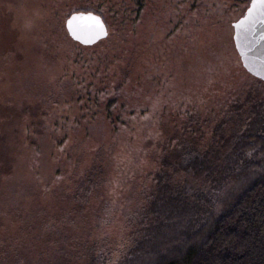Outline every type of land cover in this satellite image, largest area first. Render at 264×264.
Listing matches in <instances>:
<instances>
[{"label": "trees", "instance_id": "16d2710c", "mask_svg": "<svg viewBox=\"0 0 264 264\" xmlns=\"http://www.w3.org/2000/svg\"><path fill=\"white\" fill-rule=\"evenodd\" d=\"M79 1L78 6L72 3V10L97 14L107 27L106 12L111 13L112 0ZM122 3L121 11H125ZM131 5L133 27L140 16V0H131ZM121 24H125V16ZM110 36L108 33L107 38ZM67 45L72 52L81 49L73 40ZM136 50L134 47L132 54ZM109 60L102 69L88 68L87 60L79 55L72 63L96 72L106 71ZM124 66L127 63L117 54L109 67L111 78L98 82L95 114L102 112L112 129L106 142L92 144L86 139L87 147L98 154L94 160L86 150L77 162L71 159L63 164L64 170L57 168L53 178L37 174V181L17 182L22 187L20 193L26 194L18 212L25 223L32 222L27 230L29 242L43 240L33 232L34 222L42 227L48 242H57L65 239L61 232L78 220V213L84 225L101 230L117 221L112 218L117 213L123 218L121 225L129 229L126 249L121 253L111 251L109 238L101 233L96 241L98 248L87 264H264V81L244 71L256 81L248 82L250 89L245 85L232 94L211 91L198 105L182 110L183 117L171 137L170 126L160 128L163 105L156 101L146 106L138 101L139 90L133 88L138 87V80L134 81L133 69ZM167 107L163 113H167ZM55 118V123L46 120L37 124L57 129L51 134L53 138L49 133L47 137L53 143L51 157L59 160L64 148L77 137L72 132L63 133L61 125L73 130L71 127L78 124L74 118ZM35 131L30 133L34 135ZM119 136L125 144L120 155L114 151L116 143L111 149L108 144ZM38 139L18 140L19 152L22 148L32 151H26L29 164L32 159L39 164L43 137ZM248 154L255 155V160L244 162ZM18 157L20 160V153ZM105 157L116 161L111 169L105 170ZM57 164L60 166L59 161ZM4 213L0 206V217ZM117 222L120 224V220ZM1 254L0 264L22 263L16 248L9 252L4 247ZM12 257L13 262H9Z\"/></svg>", "mask_w": 264, "mask_h": 264}, {"label": "rangeland", "instance_id": "374dc122", "mask_svg": "<svg viewBox=\"0 0 264 264\" xmlns=\"http://www.w3.org/2000/svg\"><path fill=\"white\" fill-rule=\"evenodd\" d=\"M123 1L125 11H121L122 0H112L111 13L106 12L107 30L114 36L112 41L106 43L110 36L91 48H82L75 42L81 46L77 53L67 45L71 39L65 30V21L71 13L82 12L71 8L72 3L78 6L79 0H0V206L5 210L0 217L1 256L4 247L9 252L16 248L21 264H87L92 251L98 248L96 241L101 233L109 238L111 251L121 253L126 249L129 229L121 225L120 214H112L120 224L114 220L106 230H101L84 225L83 216L78 213L75 215L78 220L61 232L65 239L57 242H48L42 227L34 222L33 232L43 239L40 243L38 240L29 242L31 236L27 230L32 222L25 223L18 212L26 195L20 193L22 187L18 181L22 184L37 181V174L53 178L57 168L64 170L63 164L71 159L77 162L86 155V150L94 160L98 154L87 147L86 139L92 144L109 139L112 127L102 112L95 114V100H98L95 92L99 90L98 82L111 78L109 67L114 56L121 55L127 63L124 67L133 69L134 81L139 83L138 87L133 86L135 91L139 90L138 101L146 106L156 101L163 105L160 116L167 124L164 126L162 120L160 128L170 126L171 137L185 107L198 105L211 91L233 93L245 85L250 89L248 82H256L242 69L232 39L231 24L245 12L249 3L242 0H140V16L131 27L134 23L129 18L134 7L131 0ZM124 16L125 24H121ZM40 23L42 31L39 33L37 25ZM134 47L138 49L137 58L136 53L132 54ZM78 55L87 60L91 69H102L109 58L108 73L101 69L90 72L81 64L72 63ZM166 106L168 111L163 113ZM57 116L74 118L78 124L71 127L73 130L61 125L63 133L72 132L77 137L64 148L59 160L51 157L53 143L47 137V133L55 134L57 129L53 131L52 127L37 124L46 120L55 123ZM33 129L36 130L34 135L30 133ZM43 129L46 132H40ZM41 136L39 164L33 159L29 164L26 151L30 149L22 148L19 152L18 140L25 137L27 141L36 139L38 142ZM108 144L110 149L115 144L114 151L123 154L125 144L121 136ZM59 148L55 147L58 152ZM254 156L245 155L244 162L254 161ZM104 159L105 170L116 162L110 157ZM61 175L66 176L65 171H61ZM2 241L5 243L1 244ZM9 262H13V257Z\"/></svg>", "mask_w": 264, "mask_h": 264}, {"label": "water", "instance_id": "95a60500", "mask_svg": "<svg viewBox=\"0 0 264 264\" xmlns=\"http://www.w3.org/2000/svg\"><path fill=\"white\" fill-rule=\"evenodd\" d=\"M231 25L234 48L242 67L264 81V0H250L244 14ZM65 30L71 40L84 47L93 46L108 36L102 18L92 12L71 13L65 21Z\"/></svg>", "mask_w": 264, "mask_h": 264}, {"label": "snow or ice", "instance_id": "6c2138e0", "mask_svg": "<svg viewBox=\"0 0 264 264\" xmlns=\"http://www.w3.org/2000/svg\"><path fill=\"white\" fill-rule=\"evenodd\" d=\"M92 19H96V18H92ZM99 27H100L101 30H103V25L102 24H100Z\"/></svg>", "mask_w": 264, "mask_h": 264}]
</instances>
